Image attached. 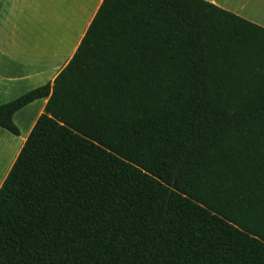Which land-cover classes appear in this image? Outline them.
<instances>
[{"label":"trees","instance_id":"trees-1","mask_svg":"<svg viewBox=\"0 0 264 264\" xmlns=\"http://www.w3.org/2000/svg\"><path fill=\"white\" fill-rule=\"evenodd\" d=\"M0 187V264H264V28L203 0H103Z\"/></svg>","mask_w":264,"mask_h":264},{"label":"crops","instance_id":"crops-1","mask_svg":"<svg viewBox=\"0 0 264 264\" xmlns=\"http://www.w3.org/2000/svg\"><path fill=\"white\" fill-rule=\"evenodd\" d=\"M264 28V0H203ZM103 0H0V105L46 84L73 57ZM47 99L13 115L15 136L0 128V187Z\"/></svg>","mask_w":264,"mask_h":264}]
</instances>
